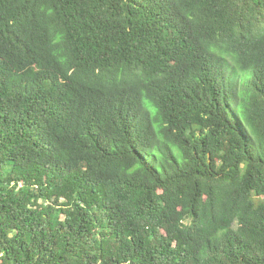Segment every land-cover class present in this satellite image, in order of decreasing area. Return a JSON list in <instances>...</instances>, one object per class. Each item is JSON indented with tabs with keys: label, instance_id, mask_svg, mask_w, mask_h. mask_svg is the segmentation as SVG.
I'll list each match as a JSON object with an SVG mask.
<instances>
[{
	"label": "trees",
	"instance_id": "16d2710c",
	"mask_svg": "<svg viewBox=\"0 0 264 264\" xmlns=\"http://www.w3.org/2000/svg\"><path fill=\"white\" fill-rule=\"evenodd\" d=\"M0 264H264V0H0Z\"/></svg>",
	"mask_w": 264,
	"mask_h": 264
}]
</instances>
